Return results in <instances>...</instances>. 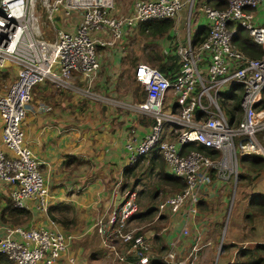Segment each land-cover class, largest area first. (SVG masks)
I'll use <instances>...</instances> for the list:
<instances>
[{
    "label": "built area",
    "instance_id": "1",
    "mask_svg": "<svg viewBox=\"0 0 264 264\" xmlns=\"http://www.w3.org/2000/svg\"><path fill=\"white\" fill-rule=\"evenodd\" d=\"M196 1L133 0L130 13L116 16L110 12L114 0H0V79L4 73L14 74L12 81L0 88L1 141L7 148H0V180L15 184L10 193L13 206L23 207L30 197L38 199L41 209L46 210L48 203L40 162L25 143L22 127L35 85L48 81L94 101H109L92 88L100 66L97 45L118 41L125 24L175 18L187 4L186 34L175 47L180 64L175 77L168 78L148 62H137L134 77L144 87L145 98L128 103L153 120L139 141L130 137L126 142L128 163L154 150L163 158L165 170L185 181L182 188L158 200L154 218L182 211L194 216L200 199L216 187L214 179L236 185L241 173L239 155L255 152L264 158V22H258L255 15L264 0H202L199 16L206 17L208 32L194 42L190 27ZM75 12L79 20L73 28L55 26L56 14L71 20ZM50 23L52 38L45 36ZM239 27L262 47L260 57L248 55L236 44L233 38ZM73 74L83 78L82 86L70 81ZM233 87L241 92L240 110L230 118L220 103V93ZM189 143L201 144L211 152L190 145L185 148ZM118 190L122 202L106 218L95 219L94 226L105 244L110 241L108 247L118 259L125 260L132 252L131 264H148L149 241L130 224L141 210L138 192L127 186ZM181 230L188 232L187 228ZM75 236L59 228L7 221L0 252L13 264H54ZM196 236H202L200 228ZM113 240L127 247L124 251L115 249ZM200 246L194 243L180 258L169 249L163 259L187 264L197 257ZM68 260L76 264L75 256Z\"/></svg>",
    "mask_w": 264,
    "mask_h": 264
},
{
    "label": "crops",
    "instance_id": "2",
    "mask_svg": "<svg viewBox=\"0 0 264 264\" xmlns=\"http://www.w3.org/2000/svg\"><path fill=\"white\" fill-rule=\"evenodd\" d=\"M261 6L260 9H264V4ZM131 9L132 2H127L122 9L121 5L115 4L110 12L120 16L122 14H118L119 11L126 15ZM195 18L191 22L193 29L190 27L193 41L196 28L205 24L195 25ZM171 19L173 28L168 34L155 39L142 38L138 43L139 47L136 45V39H132L137 22L125 24L123 35L115 43L97 45L100 66L92 88L102 93L109 101H94L86 95L59 88L48 81L38 83L33 88V97L22 122L24 141L40 162L49 197L46 210L39 207L37 198H27L23 207L31 211V217L22 224L59 228L76 234L69 247L60 253L54 264H71L68 260L70 255L75 256L76 264H131L134 259L132 252L125 260L118 259L108 247L110 241L108 244L103 242L102 234L94 226V222L99 216L104 215L106 218L114 211L118 189L128 187L127 179L132 175L124 174L126 167L130 166L126 142L130 137H135L136 141H139L152 123L151 117L128 105L140 102L145 97L140 100L143 95L137 91L133 92L135 85L131 76L126 78L123 70L131 74L134 70L132 66L135 65H130V59L137 55V62L146 61L144 52L151 46L158 47L164 54L175 51L177 42L184 41L186 25L184 30L183 28L180 30L178 17ZM54 24L66 28H73L75 25L71 20L63 19L59 13L55 16ZM48 26L46 28L50 32H46L45 36L52 38L53 24L50 23ZM73 77L82 83L78 85L84 84L78 74H74ZM1 132L0 118V148L7 150L1 141ZM142 158L146 159L144 156L140 157ZM136 162H139V159ZM254 173L257 176L253 173L251 175L256 178V187L249 192L250 195L258 191L264 192V172L260 170ZM14 186L12 182L0 180V237L3 234V224L7 222L1 216V209L7 205L8 199L11 202L10 193ZM214 186L216 187L200 199L194 216L184 211L172 216H162L160 220L168 222L167 227L162 229L151 226L139 230L141 226L135 225L149 241L148 264H172L163 259L167 250L174 249L176 257L180 258L186 255L196 242L201 244L197 257L187 264H216L217 259L220 260V255L225 253L227 248L231 251L227 253V259L224 260V256L219 264H232L238 260L239 248L252 242L246 235L249 226L243 216L238 225L239 229L230 230L229 242L225 241V225L220 227L217 220L219 213L217 214V210L215 213L209 210L211 204L216 207L222 200L226 202V197L221 198L218 192L222 183L215 182ZM221 194L225 196L226 192ZM204 201H207L208 208L207 214L203 215L201 209L204 208L199 206ZM58 204L70 206L68 218L74 215V224L68 228L48 215V207ZM141 211L144 210L141 209L139 212ZM203 216H208L209 219H203ZM134 218L137 217L133 216L131 219ZM182 228H187L188 232L184 233ZM197 228L203 231L202 236H196ZM111 243L120 251L127 247L119 240H113Z\"/></svg>",
    "mask_w": 264,
    "mask_h": 264
},
{
    "label": "trees",
    "instance_id": "3",
    "mask_svg": "<svg viewBox=\"0 0 264 264\" xmlns=\"http://www.w3.org/2000/svg\"><path fill=\"white\" fill-rule=\"evenodd\" d=\"M214 3H217L213 1ZM219 2V1H218ZM173 28V20L171 18H158V19H150V20H140L136 23V28L134 30V36L132 39L136 38H145V39H155L158 37H162L169 33V30ZM208 32V26L205 24L200 25L196 28L194 33V41H201ZM243 32H246L245 34ZM234 41L242 49L245 53L253 57H260L262 55V47L253 40L250 34L243 27H239L237 33L234 35ZM147 46H150L147 44ZM144 49V45L142 46V50ZM145 60H148L150 64L157 65V67L165 73V75L173 79L175 77V72L179 68V56L174 52H169L168 54H164L159 50L156 46H151L149 49L144 52ZM134 59H130L129 63L132 66L136 65L138 56ZM148 62V63H149ZM135 67V66H132ZM131 79L134 83L133 92H140L143 95L140 100H142L145 96V90L142 84L137 81L134 77V70L131 72ZM6 76V73L2 75V78ZM236 88H231L228 91H224L220 93V103L226 109L230 118L239 113L240 107V96L241 92L236 91ZM264 102V98H263ZM151 121L152 118H151ZM191 146L195 149L204 150L205 152H211L208 147H205L201 144L189 143L185 146ZM143 157V156H141ZM148 159V167L152 172L157 164L156 159H161L162 157L156 153L154 150L151 151L148 155H145ZM140 159V158H139ZM242 162H247L249 168L253 172H258L264 168V158L255 153H246L241 155L240 157ZM138 161V160H137ZM156 161V164L154 162ZM137 163V162H135ZM126 167L124 170V174L132 175L134 164ZM158 170L156 171L157 176L159 177V184H163L168 186L171 189H180L183 187L185 181L182 177L175 176L173 174L168 173L163 165V158L161 163L158 166ZM245 176L246 174H240ZM247 176V175H246ZM248 207L251 209V212L248 211L245 213V221L249 226L248 229L250 231L251 236L248 240L252 241L251 244L244 245L239 248L238 255L239 258L236 262L232 264H264V192L258 191L252 193L248 199ZM70 206L67 204H58L51 205L48 207V215L50 218L59 221L63 227L68 228L72 224H74V215L71 218H68V211ZM154 208H147L144 211L137 212L133 216L137 218H145L152 213ZM1 216L4 220L9 221L11 223H24L29 220L31 217V211L26 207H17L13 206L12 203L7 201V205L2 207ZM140 233L139 230H137ZM0 264H13L12 260L9 259L4 253L0 252Z\"/></svg>",
    "mask_w": 264,
    "mask_h": 264
},
{
    "label": "rangeland",
    "instance_id": "4",
    "mask_svg": "<svg viewBox=\"0 0 264 264\" xmlns=\"http://www.w3.org/2000/svg\"><path fill=\"white\" fill-rule=\"evenodd\" d=\"M117 3H116V2ZM127 2H133V0H114V7L115 4H119L121 5V9L122 6H125V4ZM203 1L202 0H197L192 8V12H191V20L194 21V18L196 15L202 14V10H198V6L202 5ZM38 5V3H37ZM262 7V6H261ZM261 7H258L255 10V15L257 17V21L260 23L264 22V9H260ZM187 12H188V4L183 6L179 12L176 13V16L178 17V26L180 28V30H184V27L186 25V16H187ZM118 14H124V12L120 13V11L118 12ZM44 19V17H43ZM73 23H76L77 20H79V15L77 12H75V15H72L71 18ZM196 19V24L199 23H207V19L204 15H200L198 17L195 18ZM49 27V26H48ZM52 32H53V27H51ZM191 29H193V26H191ZM50 32V30L46 28V32ZM244 34L246 32H243ZM142 38H136L137 41V47H139L138 43H140ZM144 61V60H142ZM144 62H149L148 60L144 61ZM150 63V62H149ZM152 64V63H151ZM154 65V64H153ZM157 66V65H155ZM130 70V69H129ZM123 75L126 77H130V73L128 71V74L125 70H123ZM74 75V74H73ZM70 77V81L71 82H75L76 84H82L81 82L79 83V81H77L76 77ZM14 77V74H7V76H5L3 79H0V88L4 87V85H7L8 82L12 81ZM126 77V78H127ZM83 79V78H81ZM257 135L262 138V134L260 132H257ZM239 157H241V155H239ZM157 164L156 167L154 168V170L151 172L148 165V159L146 158H142L139 159V162H137L135 168H133L132 171V176L130 178L127 179V185L128 187H134L136 188L137 192H138V198H139V203H140V208L142 210H145L147 208H154V206L156 205V203L158 202V200L160 198H162L164 195L173 192L174 189L169 188L168 186H165L163 184H159V177L156 174V171L158 170V166L162 161L161 159H156ZM163 165H164V161H163ZM240 168H241V173L246 174L245 176L240 175L236 181V185L234 186V182H228L225 184H222V187H220L221 189H219L218 192H220V196L221 198L226 197V202L225 200H222V202H219L218 206L213 207V205L211 204V206L209 207L210 212L215 213L217 210V214L218 215V224L220 225V227L224 226V234L226 233V238L225 241L229 242V232L230 230H234V229H239V222L242 221V218L245 214L246 211H250L251 209H247L248 204H247V200L248 197L250 195L249 192H251L252 190L255 189L256 187V178L255 176H257V174H255L248 166L247 162H242L240 159ZM262 171L264 172V168L262 169ZM251 173L255 174V176L251 175ZM214 182H218L219 180L214 179ZM226 192V195L224 196L221 193ZM255 193V192H254ZM216 204V205H217ZM200 208H204L201 209L204 214H207V208H208V203L207 201H204L202 203V205L199 206ZM155 212L154 210L152 211V213L150 215H148L145 218H134V219H130V224L132 225H136L137 226H141L139 227V230H144L147 227H157L159 229H162L163 227H167V220H157L154 218ZM203 219L208 220L209 217L208 216H203ZM226 222V224H225ZM201 230V229H200ZM203 232V231H202ZM252 233H250L249 229L246 230V235L248 237H250ZM252 243V242H251ZM248 243V244H251ZM226 246H229L226 244ZM238 247H240V245H238ZM231 251L229 250V248L226 249L225 253H222L220 255V260L217 259L216 264H219L222 261V258L225 256V259H227L226 255L227 253ZM231 253V252H230ZM232 256V254H231ZM213 263V260H212Z\"/></svg>",
    "mask_w": 264,
    "mask_h": 264
},
{
    "label": "water",
    "instance_id": "5",
    "mask_svg": "<svg viewBox=\"0 0 264 264\" xmlns=\"http://www.w3.org/2000/svg\"><path fill=\"white\" fill-rule=\"evenodd\" d=\"M123 200V196L120 192H118L115 196V200H114V204H115V207L118 206L119 203H121Z\"/></svg>",
    "mask_w": 264,
    "mask_h": 264
}]
</instances>
